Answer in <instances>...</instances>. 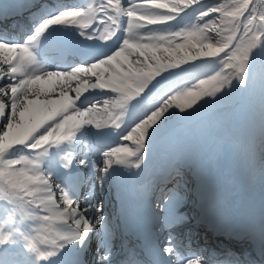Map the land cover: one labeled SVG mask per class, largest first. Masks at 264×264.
Returning <instances> with one entry per match:
<instances>
[{
    "label": "rangeland",
    "instance_id": "rangeland-1",
    "mask_svg": "<svg viewBox=\"0 0 264 264\" xmlns=\"http://www.w3.org/2000/svg\"><path fill=\"white\" fill-rule=\"evenodd\" d=\"M248 1L250 0H244L243 4ZM223 2L226 6H230L232 0H223ZM216 4L217 0H169L168 4L165 5L166 7L157 16L166 17L171 15L169 17L176 18L171 22H167V28L173 27V25L186 28L179 35L166 38L162 42L160 40L159 42L145 43L140 49H134L129 53L125 65L132 72V78L142 80L155 71H164L165 69L167 72L170 68H173L170 72H178L175 80L179 81L180 78L182 80L167 92L156 106L149 109L145 115L138 119L141 120L140 123L131 129L130 133H135L137 136L142 133L147 134L154 127L160 128L159 126L161 125L172 124L174 119L181 115L182 119L176 122L179 128L170 137L172 136L177 141V147L182 152L190 148L188 144H191L198 149L197 157L206 155L211 151L213 154L212 148L217 144L219 138L223 137L226 132H235L239 134L238 137L240 138V142L236 141L233 143L237 147L236 151L244 142L247 143L250 140L251 144L248 145L255 150V155H259L255 159V163L260 164L262 162L261 154H264V133H262V130H264V105L262 106L258 103L264 104L263 71L256 73L260 80H251V70L247 71L245 78L246 80L249 79L248 84L244 85V89L239 91L244 94L240 98L242 105L239 108V118L233 123L228 124L224 121L216 120L214 118L217 114L215 112L209 113L204 123H201L205 126L203 127L204 130L207 129L203 132L200 128L201 124L197 120L195 107L193 105L190 107L189 101H187L188 98L201 101V105H205V109L200 112V114H203L220 97L219 95H210L211 93L205 91L203 89L204 86H201L200 80L203 77L217 73L224 67L225 58L223 53L213 51L215 55L209 58H201L197 54L201 51H211L206 49V43L211 38L215 41L220 36H224L229 44L235 41L238 36L235 23L242 6L237 5L231 10L219 12L215 6ZM251 5L249 6L250 12L255 8ZM211 18L215 20L219 18L223 24L222 27L219 28L217 24L216 27H208L207 22ZM155 27L166 28V25H156ZM254 28L256 35L264 34L263 23L257 22ZM193 31L199 35L189 37L187 33ZM263 36L261 35V37ZM140 51L147 54L141 55ZM188 56H197V58L190 61L187 59ZM135 57L137 60H135ZM187 62L204 63L206 69L203 68L204 70H197L194 73L191 70H183L182 74H179L182 64ZM7 115L6 99L0 97V199L2 197L8 199L16 196L20 198V195L9 184L11 173L26 169L29 176L31 170V162H29L26 149L16 151L17 156L21 155L19 159H21L22 164L19 169L12 167L9 159L4 155L3 146L7 141ZM154 116L156 119H153ZM254 116L258 117V120ZM199 132L203 134L199 135ZM183 144L185 145L182 148L181 145Z\"/></svg>",
    "mask_w": 264,
    "mask_h": 264
},
{
    "label": "snow or ice",
    "instance_id": "snow-or-ice-1",
    "mask_svg": "<svg viewBox=\"0 0 264 264\" xmlns=\"http://www.w3.org/2000/svg\"><path fill=\"white\" fill-rule=\"evenodd\" d=\"M111 0H106V3H110ZM121 3L120 0H116V4ZM105 3H102L100 5V9L102 10L104 8ZM93 9L91 6L87 10L83 8H73L71 11H60L59 14L52 16L51 18L43 20L42 23L39 24L38 27L35 29V35L31 36L29 38V43L38 40L44 33H46L50 27L54 25H67L69 22L71 24H79L80 29H85L90 26V21L93 17ZM81 35H84L83 31H81ZM189 37L198 36L199 34L195 31L187 33ZM261 35L264 34H258L254 42L248 44L243 49H240L239 53H233L234 56L238 60H240L241 66L239 68V71L241 73H244V75L240 76V83H244L245 77L247 75L248 66L250 64V60L253 58V52L257 48L261 46L262 43H264V39H261ZM90 38V37H88ZM0 46H3L4 56L7 57H18L21 66H26L32 63L36 62L35 54L33 53L32 49L28 46V44H10L5 42H0ZM216 51H223L222 49H216ZM121 55L120 53H117V56ZM215 55V52L208 51L204 52L201 51L197 54V56L201 58H209ZM225 55H228V53H225ZM197 56H188V60H195ZM115 59V57H113ZM160 73H158L159 75ZM53 79L52 75H49V81H46L44 83H50ZM115 83H119L118 81ZM99 87L103 88L106 87V85H99ZM117 91L120 90L119 87L116 89ZM220 89H217L219 91ZM191 95V94H190ZM214 95V93L210 94ZM68 101L64 100L59 105L54 106L51 109H43L39 106H34L30 112L29 115L25 118L28 123H25L21 125V128L19 129V144L20 146H24V142H27L30 147H36L38 145H48L49 142H51L53 145H57L62 141H68L75 138L76 132L80 129V127L84 125H95L97 129H100L104 126H106L107 121H104L103 123L98 118V114L95 112V110L89 109L87 112L81 113V119L76 120L73 119L71 122H66L65 124L59 125V129L55 134L51 131H49V128H51V125H48L44 128H41L39 131H36V128L39 127L40 123L43 122V120L47 119L49 115L54 114L56 111L62 110V108L67 106ZM195 103V100L189 102V106L191 107ZM116 104H119V101H116ZM105 111H107V104L105 106ZM87 117V118H84ZM153 119H156L154 116ZM33 132H35V135L33 136ZM31 137V139H29ZM6 150V149H5ZM44 155L47 154V152L43 153ZM71 163V161H69ZM41 165L37 161L34 163V168L38 169ZM67 167V165H66ZM44 184L48 187V181L47 179L40 175V174H34L32 176H28L25 170L21 169L19 172H13L11 173V178L9 180L10 186L16 190L17 194L20 195V198L23 199L24 196L33 197L35 195L36 189L33 188V185L35 184ZM66 194H62L61 198H65ZM31 202V201H30ZM66 203L68 205H74V201L71 199H66ZM40 204L45 207L46 211L49 212L51 215L44 216L40 219H43L45 223L48 225V227L45 228V231H48L51 229V226L53 224V221L55 219L64 220L66 216V210L60 211L59 205L56 203L55 199H52L51 196H49L48 200L41 199ZM73 212H75V207L73 206ZM78 215V213H76ZM75 223L77 225H80L81 221L79 219L75 220ZM174 222H166L165 227H170L171 224ZM93 232V229L91 227L85 226L84 228V235H80L79 233L74 234H61L57 233V238L53 239L51 242V245L54 246L55 250L53 251H43L39 247H36L34 243H28L27 247L30 250L31 253L34 254L35 260L34 264H40L42 261H49L52 257H55L59 254V251L63 250L65 247V243H72L74 241L80 242L81 246L85 247L86 240L88 236ZM12 242L9 241L8 237L0 236V247H3L5 245H8ZM97 255L93 258L92 264H104L105 261H108L111 256V245L107 244L104 246V250L102 251L100 247H97L96 249ZM165 253L168 255H175L176 257L180 256V253L175 251V248L173 246H166L164 248ZM200 256V253H194L192 254L193 258L187 259V261H184V264H202V261L200 259L194 258ZM128 256L126 257L123 264H127ZM159 264V262H157Z\"/></svg>",
    "mask_w": 264,
    "mask_h": 264
},
{
    "label": "bare ground",
    "instance_id": "bare-ground-1",
    "mask_svg": "<svg viewBox=\"0 0 264 264\" xmlns=\"http://www.w3.org/2000/svg\"><path fill=\"white\" fill-rule=\"evenodd\" d=\"M86 1L90 6H93L95 4V2H93L94 0H83V4ZM132 36L136 37L133 34H132ZM139 53L141 55L147 54L146 52H142V51H140ZM124 60L122 62L116 64L115 67L110 68L111 78L113 80L120 82V83H126V86H131L134 83H140V81H141L140 79H137V80L132 79V76H131L132 72H130L127 68V65H125L127 63V60H125V61ZM135 60H137L136 57H135ZM180 62H182V61H180ZM89 65H92V64H89ZM106 65L108 67H110V64L108 62L106 63ZM92 66H94V65H92ZM204 66H205V64L200 63V62H198V63H189V62L183 63L182 68L180 69L181 71L179 72V74H182L183 70H186V71L191 70L192 73H194L197 70H204L203 68L206 69V67H204ZM50 70L52 71V73H51L52 75H55V74L57 76L60 75L59 69L53 68ZM50 70H47V72H49ZM172 70H173V68H170V70L166 72V70L164 69V71H161V73H162V75H165L166 78H168V80L173 81V79H175L178 72L177 71L170 72ZM158 71H160V70H158ZM259 71L264 72V70H259ZM29 74L30 73L28 72V75ZM43 77H45L44 74L38 76L37 78H39V79L42 78L41 81L43 82V81H45V79ZM180 77H181V75H180ZM86 80H88V78ZM180 80L181 79H179V81L175 80L176 84H178L180 82ZM248 80L249 79H247V82H248ZM42 82L40 83V85L42 84ZM246 84H248V83H246ZM77 87H78V84H77L76 79H69V81H66L63 84L64 89H69L73 92L76 91ZM5 89H6V86L3 87L0 90V92L3 93L5 98H7L8 94H10V93L8 91H6ZM21 94H22V91H20V90L17 91L16 93H14V96L12 97L13 99L15 97H20L18 100V104L15 108L16 112L14 114H10L8 112V114H10V115L9 116L7 115V123H6V128H7L6 139H7V141L4 144V148L6 149L5 151H6L7 156H10V151H13L12 149H14V148L18 149L19 148V129L21 128V125L29 122L25 118L29 115V112L31 110L32 105L30 104V102L27 98L28 94L25 97L21 96ZM104 99L105 98L98 99L97 100L98 102L96 104H93V105L91 103L85 104L82 107V111L87 112L89 109H92V110H95V112L98 114V116H103L104 105H105ZM244 103H245V101H244ZM180 119H182L181 115L176 117L172 124H168V128L165 131L164 130L161 131V135L155 140L150 151L145 152V154H144L145 158H144L143 162H146V156L150 153L154 154L155 157L161 155L160 151L157 148L158 143L165 141L167 139H173L172 136L170 138V135L173 134L175 131H177V129L179 128L176 125V122H178ZM255 119H256V117H255ZM230 123H233V122H229L228 124H230ZM262 133H264V130H262ZM238 136H239L238 133L226 132V134L223 137H220L217 144H215L214 147L212 148L213 154L211 151L206 155H202V156L197 157L198 149H197V147L194 148L193 145H191V144H188L189 145L188 147H190V148L179 153V157H182V161H187L188 163H190V165L192 166V171L194 173V182L192 183L191 181H187L188 184H191V186H189L186 189V191H187L186 197L187 198L190 197L189 192L192 191L193 189H198L200 191L210 190L212 188V185H219V186L224 187V189H226V190H230V195L233 196L234 195L233 185L235 184L236 180L242 182V184L245 186L250 185L249 184L250 174H249V167H248V163H247V158L249 156H251L252 147L250 145H248V144H251L250 140H248L247 143L244 142L243 145L236 151L237 147L233 143H235L236 141L240 142V138ZM184 145L185 144L181 145V147L183 148ZM95 169L97 172H99L102 169V164H100L99 166H96ZM209 175H213V180L211 182H208L205 179V176L207 177ZM261 180L264 181V179H261ZM261 184H263V183H261ZM261 184L256 183V185L258 186V188H257L258 190L260 187H264V185H261ZM98 185L99 184L97 183V187H98ZM95 192L97 194L98 190H96ZM252 193L255 194L254 191H252ZM261 198H263V197L261 196ZM14 199L15 200L13 202H10L6 198H2L0 200V206H2L4 208V210H7V213L5 214V216L8 215V216H10V218H11V216H13V214L22 216L24 218L25 224H26V230L24 232L29 231L33 227V225H35L36 222H38L39 213L35 210V208L33 206L25 204L21 200V198H19L18 196H16ZM33 201H37L36 196H33ZM186 210L189 212L188 207H186ZM203 235H205V233H202V234H200V233L196 234L195 233V237H198V236L203 237Z\"/></svg>",
    "mask_w": 264,
    "mask_h": 264
},
{
    "label": "trees",
    "instance_id": "trees-1",
    "mask_svg": "<svg viewBox=\"0 0 264 264\" xmlns=\"http://www.w3.org/2000/svg\"><path fill=\"white\" fill-rule=\"evenodd\" d=\"M243 1L244 0H232L230 6H226L223 0H217V4L215 6L217 7V11L219 12L231 10L237 5L242 6L235 23V27L238 30V36L231 44L226 42V37L224 36H220L215 41L212 38L209 39V42L206 43V49L211 51L222 49L223 51L219 52L223 53L225 64L224 67L221 68L217 73H214L211 76L203 77L200 80L201 86H204L203 89L205 91H208L211 94L214 93L215 96H220L215 101V103L222 100L232 103L228 106L225 105L222 109L217 111V113L220 114V116L226 123L234 121L237 118L238 109L242 101H240V98L242 97V95H244L239 91L241 89H244V85H246L247 83L246 78L244 83H240V76L244 75V73H241L239 71L241 63L240 60H238L236 56L233 55V53H239L240 49H243L248 44L254 42V39L257 36L254 30L255 24L257 22H261L264 24V0H250L245 4H243ZM250 5L252 7H255L251 12L249 9ZM216 24L219 28H221L223 25L219 18H217L216 20L211 18L210 21L207 22L208 27H216ZM261 39H264V36L261 37ZM225 53H228V55H225ZM249 69L251 70L250 79L258 80L259 77L256 73L259 70H264V43H262L258 48L257 55L254 50L253 58L250 60V64L248 66V70ZM217 89L220 90L217 91ZM194 100V109L197 111V113L200 114L205 105H201L202 102L197 99ZM187 101L191 102L193 101V99L188 98ZM214 108H217V106H214L212 109Z\"/></svg>",
    "mask_w": 264,
    "mask_h": 264
}]
</instances>
